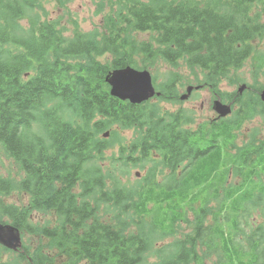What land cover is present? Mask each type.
Returning a JSON list of instances; mask_svg holds the SVG:
<instances>
[{
    "label": "trees",
    "instance_id": "16d2710c",
    "mask_svg": "<svg viewBox=\"0 0 264 264\" xmlns=\"http://www.w3.org/2000/svg\"><path fill=\"white\" fill-rule=\"evenodd\" d=\"M69 1L60 0L64 13L50 19L40 0H0V148L20 171L18 179L0 177V200L12 192L29 199L24 209L0 203V215L45 239L57 255L37 251L31 264H55L62 256V264H148L151 229L174 238L158 248L152 264H264V221L251 223L255 212L264 213V139L251 133L242 146L235 144L253 118L264 121L258 96L264 89V0H101L97 13L110 9L104 35L80 32ZM69 25L72 37L65 35ZM248 61L252 81L243 75L236 81L234 73ZM160 63L185 65L197 82L203 78L232 104L231 116L189 132L185 109L161 112L162 99L177 100L176 74L173 83L155 87L159 102L133 105L111 97L108 73ZM223 80L247 90L243 96L221 92ZM115 127L136 133L116 168L145 165L161 153L138 191L106 189L117 177L100 166L112 143L103 134L117 136ZM185 206L195 220L188 233L175 236ZM110 208L130 209L134 223L143 224V217L152 225L138 234L126 230L127 221L111 226L98 216ZM33 212L53 214L55 225L33 228L27 220ZM23 250L28 256V247Z\"/></svg>",
    "mask_w": 264,
    "mask_h": 264
},
{
    "label": "rangeland",
    "instance_id": "374dc122",
    "mask_svg": "<svg viewBox=\"0 0 264 264\" xmlns=\"http://www.w3.org/2000/svg\"><path fill=\"white\" fill-rule=\"evenodd\" d=\"M42 3V7L44 10L47 11L48 16L50 19H57L61 17V15L64 13L60 6V0H40ZM99 2L101 0H70L67 3L68 10L70 12V17L74 19L78 23V29L82 33L86 34H92L93 32H98L102 35H104V28H103V20L104 17L110 13V9L108 7H105L102 12L97 13V7ZM39 13H41L39 11ZM63 23H65L63 21ZM24 25H26V22H23ZM73 25L67 26L68 31H65L66 36L72 37L73 32ZM141 40H146V37H141ZM107 61V58L103 60V62ZM251 61H248L247 64L244 66V68L237 73H234V78L237 81L242 80V76L248 81H252L251 76V67H250ZM135 69V68H133ZM137 70V69H136ZM138 71H144V70H138ZM145 71H148L151 74L153 86L158 87L160 84L164 85L166 82L173 83V80L175 79L172 74H176L180 81L179 84L177 83V80L175 79L178 86H176L178 97L177 100H164L162 99L160 102L156 100V98L152 99L150 102L155 103L159 102L161 104L160 110L161 112H169V113H177L178 109H185L186 115L183 116V120L187 119L192 122H187L189 125H184V129L189 132H193L195 130H198V127L203 124H208L217 119L216 114L212 110V103L216 100V95L204 84H202L203 78H200V82H197L196 79H194L193 72L188 69L185 65H181L178 68H173L171 66L165 65L163 63H160L155 66L154 69H145ZM198 77H202V73L199 71H195ZM156 78L155 82L154 79ZM260 80H264V73L260 75ZM232 82L230 80H223L222 86L219 88L221 92L224 93H233L234 91H237L238 87L242 85L240 82ZM233 83V84H232ZM246 85V84H244ZM191 87L200 86L201 89L199 90H193L188 98L185 101H181L180 98L182 95L186 94V89ZM247 87V85H246ZM243 91L240 96H243ZM221 99V98H220ZM231 116V115H230ZM186 120V121H187ZM117 130V136L115 134H111L104 138V139H110L112 138V143L110 148L105 153V159H102V162L100 163V166L106 170V169H112L114 176L117 177V180H112L109 178L105 184L106 189L108 188H114L117 186V188H122L128 192L132 191H138L140 189V186L144 182L143 178L146 177L149 172L150 168L153 167L154 164L159 163L161 161V153L159 151H156L154 155H156L155 161H150L148 163H145V165L138 164V166H133L130 164L131 167H119L116 168L114 166V161L117 160L118 156H120V151L123 146H126L130 143H132L135 140L136 133L134 130H128V129H120L115 127ZM251 133H258V140L264 139V121L263 118L256 116L253 118V121L249 124H246L240 131L237 132V136L235 139V144L237 146H242L243 143H245ZM104 135V134H103ZM119 137V138H117ZM235 154V153H234ZM115 168V169H114ZM161 168V167H159ZM152 172V171H151ZM164 175L167 174L168 170L166 169L164 171ZM20 176V171L16 167V165L7 158L5 153H3L2 149L0 148V177L3 179L8 178H15L18 179ZM150 178V177H149ZM163 182L164 179H161ZM160 188H164V185H160ZM78 188L73 190V194L76 196L78 194ZM219 196H222V192L219 194ZM220 199V197L218 198ZM28 197L24 195L22 192H12L8 196H3L0 200V203L4 206H14L18 209H24L28 206ZM96 203H91L92 206H95ZM112 205V204H111ZM186 208L185 211V217H183L181 222H179L175 227V236H179L182 234L188 233L191 228L192 224L194 223V217L193 212L190 210L189 207ZM134 211L130 209L126 210H115V209H108L105 211H98V216L102 221H105L106 223H109V225L116 227L117 224L121 221H127L126 230L133 231L135 233H139L143 231V229L149 230V228L152 225V221L147 218H141L140 220L144 219L143 224H139L138 222L134 223V219L137 220L136 215H134ZM161 215H164V212L161 213ZM264 215L263 212H255L251 223L255 222L256 224L264 221ZM53 214H41L38 212H33L31 216H28V222L29 225H31L33 228H41L44 226H49L51 228L54 223ZM158 217H160L158 215ZM138 220V221H140ZM2 224L11 225L10 218L8 217H2L0 219ZM210 219H207L206 225L210 224ZM152 233L155 235L152 248L149 250V252L145 255L144 260L148 264L156 263L159 261V257L157 254V250L160 246L167 245L169 243L173 242V237H167L163 236L161 234H158L155 229L152 230ZM23 241L22 244L28 246V252L29 257H32L33 254L37 251H42L44 254L52 256L51 254L56 252L55 249L52 251L48 243L45 241H41L36 236H30L26 233L23 234ZM51 253V254H50ZM57 255L53 254V257L55 258ZM66 258L64 256L59 257L55 260V264H62L66 262ZM0 264H31L29 260L26 259H19L18 253H12L8 251H3L0 247Z\"/></svg>",
    "mask_w": 264,
    "mask_h": 264
},
{
    "label": "water",
    "instance_id": "95a60500",
    "mask_svg": "<svg viewBox=\"0 0 264 264\" xmlns=\"http://www.w3.org/2000/svg\"><path fill=\"white\" fill-rule=\"evenodd\" d=\"M105 82L109 86L111 97L122 102L128 101L133 105L142 104L159 96L153 86L151 74L145 70L138 71L131 67L115 70L107 74ZM199 88L196 87L195 90ZM245 89L246 86L242 85L238 92L241 94ZM192 90L193 87L188 88L187 93L180 99L186 100ZM260 98L264 102V92L260 94ZM212 109L220 118L231 114V107L222 104L219 100L213 103ZM108 135L109 133H106L103 136L106 138ZM0 244L6 249L14 251L21 248V238L17 229L0 223Z\"/></svg>",
    "mask_w": 264,
    "mask_h": 264
},
{
    "label": "flooded vegetation",
    "instance_id": "af4514ba",
    "mask_svg": "<svg viewBox=\"0 0 264 264\" xmlns=\"http://www.w3.org/2000/svg\"><path fill=\"white\" fill-rule=\"evenodd\" d=\"M0 219H1V215H0ZM0 223H1V221H0ZM2 224V223H1ZM3 225H7V224H3ZM10 226H12V225H10ZM12 227H14V226H12ZM15 228V227H14ZM15 229H17V231L19 232V235H20V238H21V242L23 241V232H21L18 228H15ZM23 246H24V244L22 245V248L21 249H19V250H15V251H12V250H7L5 247H3L1 244H0V247H1V249L3 250V251H8V252H12V253H18V257H19V259H22L23 258V256L25 257V251L23 250ZM25 247H28V246H25ZM27 258V259H26ZM24 259H26V260H29L30 261V257L29 256H26Z\"/></svg>",
    "mask_w": 264,
    "mask_h": 264
}]
</instances>
